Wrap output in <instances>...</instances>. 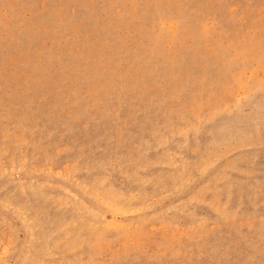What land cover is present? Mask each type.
<instances>
[{
	"label": "rangeland",
	"instance_id": "1",
	"mask_svg": "<svg viewBox=\"0 0 264 264\" xmlns=\"http://www.w3.org/2000/svg\"><path fill=\"white\" fill-rule=\"evenodd\" d=\"M0 264H264V0H0Z\"/></svg>",
	"mask_w": 264,
	"mask_h": 264
}]
</instances>
